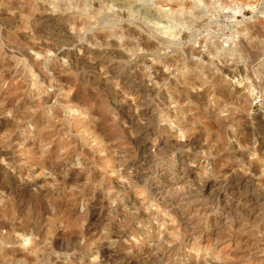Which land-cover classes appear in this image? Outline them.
<instances>
[{
	"label": "rangeland",
	"instance_id": "rangeland-1",
	"mask_svg": "<svg viewBox=\"0 0 264 264\" xmlns=\"http://www.w3.org/2000/svg\"><path fill=\"white\" fill-rule=\"evenodd\" d=\"M85 1L0 0V264H264V0Z\"/></svg>",
	"mask_w": 264,
	"mask_h": 264
},
{
	"label": "bare ground",
	"instance_id": "bare-ground-1",
	"mask_svg": "<svg viewBox=\"0 0 264 264\" xmlns=\"http://www.w3.org/2000/svg\"><path fill=\"white\" fill-rule=\"evenodd\" d=\"M69 1H71V2H73V4L74 5H78L79 4V6L80 7H83L84 6V8H86L87 7V3H86V1L85 0H69ZM108 17H110V16H107V18ZM99 21V20H98ZM117 33H119V31H116ZM258 32H259V30H258ZM255 34H256V32H255ZM260 34V33H259ZM123 36H126L125 34L124 35H122V37ZM252 36V35H251ZM253 37V36H252ZM245 45H247V44H245ZM255 53V52H254ZM252 54V53H251ZM264 150V149H263ZM3 225V224H2ZM0 228H4V226H1ZM9 228V227H8ZM7 228V229H8Z\"/></svg>",
	"mask_w": 264,
	"mask_h": 264
}]
</instances>
